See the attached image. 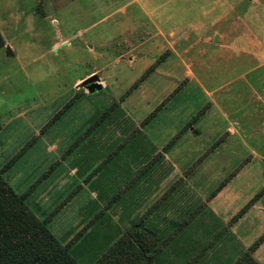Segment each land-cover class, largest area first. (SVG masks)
<instances>
[{"label":"rangeland","instance_id":"rangeland-1","mask_svg":"<svg viewBox=\"0 0 264 264\" xmlns=\"http://www.w3.org/2000/svg\"><path fill=\"white\" fill-rule=\"evenodd\" d=\"M48 1L0 0V169L19 155L3 179L73 247L109 205V190L84 182L138 129L122 146L143 164L138 178L157 181L171 165L183 178L168 224L180 232L197 215L169 250L188 242L191 264H231L250 250L264 234V194L255 198L264 187V0ZM95 69L104 88L89 94L77 85ZM177 180H164L152 205ZM112 216L69 251L78 264L124 232ZM251 255L264 264V239Z\"/></svg>","mask_w":264,"mask_h":264},{"label":"trees","instance_id":"trees-1","mask_svg":"<svg viewBox=\"0 0 264 264\" xmlns=\"http://www.w3.org/2000/svg\"><path fill=\"white\" fill-rule=\"evenodd\" d=\"M3 46L4 41L0 34V49ZM69 105L70 103L65 108ZM114 106L115 103H112L109 110L111 111ZM102 120L98 124L105 119ZM143 124L144 122L141 123ZM127 140L129 137L124 138L113 152L121 148ZM111 155L112 153L104 161L109 160ZM18 157L19 155L0 169V264H78L69 253L72 243L62 244L48 229L47 222L51 216L44 220L39 219L26 204V195L16 193L3 179V174ZM153 160L142 170L152 164ZM50 169L45 171L47 175L51 172ZM95 171L96 168L91 174ZM139 174L140 172L136 177ZM262 194L264 187L255 198ZM57 210L58 208H55L52 215ZM142 221L143 216L131 222L92 264H155V256L165 246L170 236L165 239L159 238L151 229L144 227ZM263 239L264 234L254 242L250 250L242 252L231 264H259L251 252Z\"/></svg>","mask_w":264,"mask_h":264},{"label":"crops","instance_id":"crops-1","mask_svg":"<svg viewBox=\"0 0 264 264\" xmlns=\"http://www.w3.org/2000/svg\"><path fill=\"white\" fill-rule=\"evenodd\" d=\"M69 2V0H65L62 3H56L55 0L48 1L51 6L55 7H64L66 2ZM4 41V40H3ZM7 45V42L4 41V46ZM3 46V48H4ZM140 46V45H138ZM138 46H134V52L138 49ZM1 48V49H3ZM133 52V51H132ZM132 52L130 53L132 55ZM168 54V53H166ZM135 59V56H130V59ZM100 71L94 70L90 74L99 73ZM89 74V75H90ZM104 88V87H103ZM189 125V124H188ZM136 127V125H133ZM188 126L185 128L186 130L189 129ZM184 129V130H185ZM197 131L194 128L190 129V134L195 133ZM230 132L229 127L225 132ZM139 130L137 129L135 133L129 138V140L139 134ZM198 133V131H197ZM89 137H86L88 139ZM114 150V149H113ZM113 150L110 152L112 153L111 158L107 160L99 167L97 171H95L93 174H91L90 178L84 182V188H90L91 186H101L104 187V191H108L107 193V199L105 201L109 205L107 208L100 209L99 215L94 220L92 224H90L86 230L81 234V237L78 239L77 242H75L73 247L69 248V251L71 253L77 248L84 239L92 234L93 229H95L96 224L100 221V218L103 219L107 213H111L112 220L118 221L121 220L120 217H122L124 227L126 228L131 222L136 220L139 217L143 216L142 225L148 229H151L155 234L161 238L165 239L168 236H170L168 242L165 244V246L160 250V252L155 256L154 263L155 264H163L164 261V254L168 250L170 254H173L174 257L171 256V259L168 264H172V261H176V256L179 254H189V257H185L186 261L182 264H187L191 260L190 258L194 257V254H191L193 251L191 245H189L188 242H181L179 246H177L174 250H169L172 247H170L178 238V236L184 232V229H188L190 225L194 223L193 220H195L196 216H192L193 218L190 219L181 229L182 231L178 232L177 230L174 232L178 224H174L173 226H170V223L168 224L167 215L169 213H173L176 204L177 198H180L177 196L178 187L180 183H182L183 178L177 174L173 168V166H170V170L167 174H164L159 180L154 181L150 180L149 177H146V173L143 176H140L139 178L136 177L137 171L143 166V164L138 168L136 165V159L134 158V151L125 147L118 148L116 151L113 152ZM109 153V154H110ZM131 156V158H130ZM155 157V163L159 162V159L161 158V154L158 153L157 155H154ZM160 157V158H159ZM157 161V162H156ZM161 162H167L168 159L166 157H162ZM154 167V161L152 163V166L148 168V173L152 171ZM175 178L177 180V183L174 187H170L168 192L162 197L159 198V200L152 205L156 200V195L159 194L161 190H164L163 187V181L166 179ZM180 178V179H179ZM128 184V185H127ZM168 185V183H167ZM97 194V193H96ZM177 197V198H176ZM157 198V197H156ZM182 203V202H181ZM204 204V203H203ZM194 207L197 205V203L194 205ZM205 205V204H204ZM203 205V206H204ZM181 206V205H180ZM190 206V205H188ZM192 206V209L194 208ZM191 208H187V210L191 211ZM54 216V218L51 219V222L54 221L57 217ZM117 217V218H116ZM190 223V225H188ZM192 223V224H191ZM188 225V227H186ZM171 227V228H170ZM232 234L231 230L229 232V235ZM233 235V234H232ZM181 236V235H180ZM191 236L193 237V232H191ZM215 236V235H214ZM208 244L205 246L207 249ZM213 249V247L211 248ZM216 251H214L211 255V257L214 256L217 252L221 250V246H216ZM243 250L242 252H244ZM183 257V256H182ZM188 258V259H187ZM195 263V262H194ZM208 262L207 264H209ZM191 264V262L189 263ZM211 264H218V263H211Z\"/></svg>","mask_w":264,"mask_h":264},{"label":"water","instance_id":"water-1","mask_svg":"<svg viewBox=\"0 0 264 264\" xmlns=\"http://www.w3.org/2000/svg\"><path fill=\"white\" fill-rule=\"evenodd\" d=\"M6 54L8 56L12 55L8 47H6ZM77 86L85 89L89 94L101 92L103 90V85L96 74L88 75L86 78L81 80Z\"/></svg>","mask_w":264,"mask_h":264}]
</instances>
